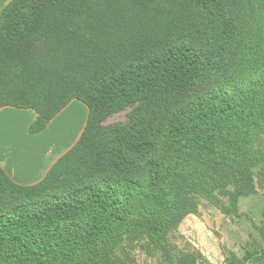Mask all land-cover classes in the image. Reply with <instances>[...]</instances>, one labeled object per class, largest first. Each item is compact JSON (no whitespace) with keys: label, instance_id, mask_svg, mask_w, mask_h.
Returning a JSON list of instances; mask_svg holds the SVG:
<instances>
[{"label":"trees","instance_id":"obj_1","mask_svg":"<svg viewBox=\"0 0 264 264\" xmlns=\"http://www.w3.org/2000/svg\"><path fill=\"white\" fill-rule=\"evenodd\" d=\"M248 1L10 0L1 9L0 108L34 110L32 134L73 100L87 117L41 180L18 184L0 164V264H110L141 222L161 241L204 181L249 178L258 159L248 149L264 129V0H253L263 20L240 42V76L229 66ZM128 106V122L100 127ZM140 170L144 180L130 177ZM63 177L67 191L52 193ZM249 259L264 264V247Z\"/></svg>","mask_w":264,"mask_h":264},{"label":"rangeland","instance_id":"obj_2","mask_svg":"<svg viewBox=\"0 0 264 264\" xmlns=\"http://www.w3.org/2000/svg\"><path fill=\"white\" fill-rule=\"evenodd\" d=\"M262 20L263 13L249 0L247 15L241 22L238 56L229 64L233 78L240 76L237 63L244 55V43L240 42L248 43ZM211 86H198L188 99ZM132 108L113 113L100 127L125 124ZM78 118L81 120L82 114L77 116V124ZM248 153L258 159L248 179L227 176L219 183L204 181L187 196L189 209L164 232L161 241H154L149 236L148 224L141 222L134 234L124 235L111 249L110 264H259L252 263L249 257H255L264 247V129L257 133ZM130 177L144 180V173L140 170ZM68 186L69 177H63L50 191L65 192ZM71 264L89 263L79 257Z\"/></svg>","mask_w":264,"mask_h":264},{"label":"crops","instance_id":"obj_3","mask_svg":"<svg viewBox=\"0 0 264 264\" xmlns=\"http://www.w3.org/2000/svg\"><path fill=\"white\" fill-rule=\"evenodd\" d=\"M9 1L0 0V12ZM36 117L31 109L0 108V164L18 184L41 180L56 159L74 144L85 125L87 107L73 100L44 130L32 134L28 127Z\"/></svg>","mask_w":264,"mask_h":264}]
</instances>
